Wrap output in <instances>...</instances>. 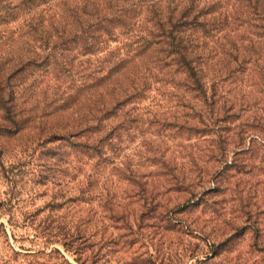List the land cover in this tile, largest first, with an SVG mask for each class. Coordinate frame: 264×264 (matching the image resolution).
<instances>
[{
	"label": "trees",
	"instance_id": "16d2710c",
	"mask_svg": "<svg viewBox=\"0 0 264 264\" xmlns=\"http://www.w3.org/2000/svg\"><path fill=\"white\" fill-rule=\"evenodd\" d=\"M36 65H106L62 102L49 101L51 110L41 109L39 118L66 108L72 114L69 130L51 131L46 140L63 139L79 155L105 159L130 111L124 106L170 78L189 115L182 125L209 136L211 159L225 162L216 175L232 169L233 177L261 176L244 179L241 188L234 183L229 200L236 213L226 225L240 223L219 240L196 234L181 254L170 251V241L160 250L162 235L153 240L158 224L169 230L180 223L172 215L177 209L156 211L153 196L142 199L137 215L108 208L105 218L123 232L54 234L64 246L85 248L74 249L81 264H207L247 229L264 264V0H0V117L11 125L0 129L17 130L28 119L33 106L16 77ZM142 229L146 240L131 256L112 258L117 247L132 248Z\"/></svg>",
	"mask_w": 264,
	"mask_h": 264
},
{
	"label": "rangeland",
	"instance_id": "374dc122",
	"mask_svg": "<svg viewBox=\"0 0 264 264\" xmlns=\"http://www.w3.org/2000/svg\"><path fill=\"white\" fill-rule=\"evenodd\" d=\"M104 66L36 65L31 73L17 75L33 110L25 113L29 117L17 130L0 129V264H81L73 253L85 248L64 246L54 234L98 229V238L102 231L123 232L105 218L108 208L137 215L144 197L158 200L156 211L178 210L172 214L180 221L178 225L169 230L160 224L154 228L153 240L160 235L166 240L160 250L170 241L168 250L184 253L183 248L198 241L196 234L216 235L219 240L240 223L235 220L226 225L236 213L229 200L234 183L241 188L244 179L255 182L261 176L254 171L233 177L232 169L216 175L225 162L211 159L215 145L209 136L187 131L189 126L182 125L183 119L190 121L189 115L177 95L180 86L172 85L170 78L154 85L158 90L152 88L139 102L124 106L130 111L120 120L124 124L119 125L115 145L105 159L79 155L63 139L46 140L51 131H68L64 124L72 114L66 108L39 118L41 109L51 110L53 99L62 102L85 81H93ZM0 125L11 127L1 117ZM213 200L218 203L212 204ZM138 236L132 248L117 247L112 258L131 256V250L145 242V229ZM250 237L251 230H245L207 264H263L262 255L249 246ZM202 252L198 251L199 257ZM185 260L197 264L195 259Z\"/></svg>",
	"mask_w": 264,
	"mask_h": 264
}]
</instances>
